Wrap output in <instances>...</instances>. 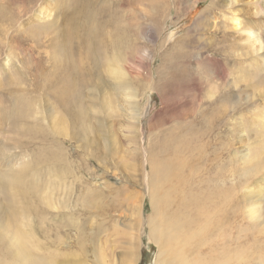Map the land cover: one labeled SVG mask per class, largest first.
Here are the masks:
<instances>
[{
    "label": "rangeland",
    "instance_id": "obj_1",
    "mask_svg": "<svg viewBox=\"0 0 264 264\" xmlns=\"http://www.w3.org/2000/svg\"><path fill=\"white\" fill-rule=\"evenodd\" d=\"M158 229L264 264V0H0V264H157Z\"/></svg>",
    "mask_w": 264,
    "mask_h": 264
},
{
    "label": "bare ground",
    "instance_id": "obj_2",
    "mask_svg": "<svg viewBox=\"0 0 264 264\" xmlns=\"http://www.w3.org/2000/svg\"><path fill=\"white\" fill-rule=\"evenodd\" d=\"M236 25L237 26L239 25L238 22H236ZM107 76L109 78V79H107V84L111 88V90L114 92V94H116L118 96V98L120 100L121 108L123 109V111L127 115L131 111L132 113L130 112L131 113L130 117H132V118L137 117L136 112L135 113L133 112V109H134V111H136L135 110V101H133L134 90H132V88L127 84L124 72L119 68V66L117 67V64L113 65L111 63L110 65H108ZM108 80H109V82H108ZM104 108L106 110L110 111V105L108 103L104 104ZM44 118H45V120L50 122L52 127L56 128V126H60L61 128H63L64 121L62 119L58 120V119H54V117L52 119L51 115H47ZM222 193L223 194L217 193L215 204L217 206L223 205L225 208H229L228 211L233 212L235 210V209L233 210V208L236 204V201H234L232 199L231 193L229 191L228 192H222ZM186 201H187V198H186ZM192 204H193V201H191V205ZM215 207L216 206H214V208ZM224 207L221 208L220 212L223 210ZM198 209H199V206H198ZM217 214H219V212ZM233 216L235 217V215H233ZM190 221H191V219H190ZM211 224L212 223H210V225ZM200 232H202V231L200 230ZM175 233H177V234L175 236H173L172 238L176 237L178 239L179 237L182 236L181 238L184 241L186 240V237L184 235H182V231L179 230V232H175ZM198 235H200V234H198ZM172 238H171V240H169L170 239L169 238L168 241H164L165 240V234H164L163 230L162 229L157 230L155 242L157 243V245L159 247V251H160V254H159V257L157 260V264H223V262H220L222 259H220L219 257L211 256V258H205L203 256V253L201 255L198 253V255L194 258V260L190 261L188 259V254L191 253L192 250L190 251L189 248H186V246L182 245L181 250L179 252H176L174 247L172 246L173 242L176 241V238H175V240H172ZM191 249H192V247H191ZM196 252H198V250ZM216 259H217V261H216Z\"/></svg>",
    "mask_w": 264,
    "mask_h": 264
}]
</instances>
